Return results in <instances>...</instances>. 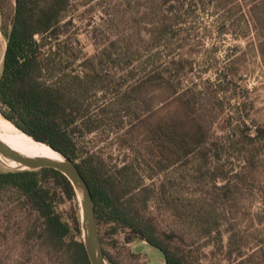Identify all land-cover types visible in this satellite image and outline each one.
Wrapping results in <instances>:
<instances>
[{"label": "trees", "instance_id": "obj_1", "mask_svg": "<svg viewBox=\"0 0 264 264\" xmlns=\"http://www.w3.org/2000/svg\"><path fill=\"white\" fill-rule=\"evenodd\" d=\"M71 2L14 0L8 25H1L6 46L0 74V114L76 162L91 191L98 233L101 222L110 223L114 229H128L127 241L137 238L156 246L165 264H200L191 261L184 249L168 238V232L158 230L153 220L141 213L155 189L142 183L134 164L110 167L111 156L88 149L84 139L96 132L100 140L106 139L108 130L119 129L126 118L140 125L139 102L145 99L141 91L151 86L166 94L165 114L147 127L151 153L157 158L156 171L166 159L175 162V156L177 160L192 155L205 165L213 155L212 110L222 104L218 91L222 79L216 84L189 78L191 84L183 88L182 79L189 77L193 63L184 54L175 53L178 39L164 38L168 27L163 25L150 29L151 38L144 45L129 39L99 45L93 38L94 52L87 54L70 31L72 21L67 13ZM76 61L79 69L70 66ZM109 91L112 98L102 103ZM155 112L152 108L151 114ZM130 131L131 125L124 133ZM211 178L214 183L225 180L216 173ZM0 190L16 193L34 216L22 231L26 245L44 252L51 264H90L83 245L79 198L60 171L50 167L0 170ZM65 200L70 202L67 218L58 210ZM196 215L204 218L201 210ZM198 226L206 236H220L215 222L207 220ZM99 238L101 241L100 234Z\"/></svg>", "mask_w": 264, "mask_h": 264}, {"label": "rangeland", "instance_id": "obj_2", "mask_svg": "<svg viewBox=\"0 0 264 264\" xmlns=\"http://www.w3.org/2000/svg\"><path fill=\"white\" fill-rule=\"evenodd\" d=\"M13 2L0 0V74L6 46L1 25H8ZM71 4L70 31L87 54L94 52L93 38L99 45L113 39L144 45L151 38L150 29L163 25L168 27L164 38L178 39L175 53L193 63L189 77L182 79L183 88L191 84L189 78L216 84L222 79L218 90L222 104L212 110L213 155L205 165L192 155L177 160L175 156V162L166 159L156 171L147 127L165 114L166 94L151 86L141 91L147 102L138 100L140 125L126 118L122 127L108 130V138L100 140L96 132L84 140L88 149L111 156L110 167L132 162L142 183L154 186L155 194L141 213L158 230L168 232L191 261L264 264V0H72ZM77 64L70 66L79 69ZM111 98L109 91L102 103ZM196 101L200 107L201 101ZM152 108L156 112L151 114ZM130 125L132 131L125 134ZM16 167L0 159V170ZM214 173L225 180L214 183ZM18 198L12 190H0V264H51L44 252L24 243L22 231L34 216ZM58 210L67 218L70 202H61ZM200 210L204 218L196 215ZM207 220L216 223L220 236L202 233L198 225ZM99 234L113 264H162L161 252L147 241L126 240L128 229L101 222Z\"/></svg>", "mask_w": 264, "mask_h": 264}, {"label": "water", "instance_id": "obj_3", "mask_svg": "<svg viewBox=\"0 0 264 264\" xmlns=\"http://www.w3.org/2000/svg\"><path fill=\"white\" fill-rule=\"evenodd\" d=\"M16 128L20 130L18 127ZM20 131L26 136L30 137L33 141L47 145L44 142L36 140L35 138L30 136L26 132L22 130ZM47 146L51 148L52 150H54L49 145ZM56 152L60 154V156L62 157L61 160L44 158V157H28V156L22 155L19 152L13 150L11 147H9L7 144H5L4 142L0 140V155L8 160L18 163L19 165L16 168H9V169L11 170H23V169L32 170V169H38L42 167H50V168H54L60 171L70 181V183L72 184V186L74 187L78 195L79 202H80L82 239H83V245H84L88 260L90 264H108L105 259L101 241L99 238L98 226H97V222L95 218L94 202H93L90 188L87 182L85 181V179L83 178V176L81 175L76 165V162L65 157L60 152L58 151ZM152 248L160 251L156 246H152ZM161 263L165 264V258L163 254H162Z\"/></svg>", "mask_w": 264, "mask_h": 264}, {"label": "bare ground", "instance_id": "obj_4", "mask_svg": "<svg viewBox=\"0 0 264 264\" xmlns=\"http://www.w3.org/2000/svg\"><path fill=\"white\" fill-rule=\"evenodd\" d=\"M0 140L13 150L28 157H44L61 160L62 157L47 145L33 141L30 137L18 130L9 120L0 116ZM4 162L19 166L18 163L8 160L0 155Z\"/></svg>", "mask_w": 264, "mask_h": 264}]
</instances>
